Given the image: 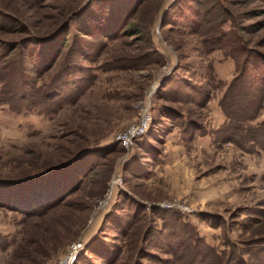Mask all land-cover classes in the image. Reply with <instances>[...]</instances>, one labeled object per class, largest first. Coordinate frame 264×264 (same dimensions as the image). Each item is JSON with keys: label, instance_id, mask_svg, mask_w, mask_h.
Here are the masks:
<instances>
[{"label": "rangeland", "instance_id": "1", "mask_svg": "<svg viewBox=\"0 0 264 264\" xmlns=\"http://www.w3.org/2000/svg\"><path fill=\"white\" fill-rule=\"evenodd\" d=\"M222 3L225 17L215 0H0V65L17 73L10 44L70 25L63 52L74 47L75 70L55 106L0 103V264H62L77 244L72 264H189L196 238L264 264V152L219 130L237 62L231 42L203 43L229 17L224 29L264 53V0ZM60 62L38 85L57 81ZM21 79L11 78L15 99L31 89ZM146 107L148 131L118 144Z\"/></svg>", "mask_w": 264, "mask_h": 264}, {"label": "trees", "instance_id": "2", "mask_svg": "<svg viewBox=\"0 0 264 264\" xmlns=\"http://www.w3.org/2000/svg\"><path fill=\"white\" fill-rule=\"evenodd\" d=\"M222 1L215 0L216 6L214 7H218V13H223L222 16H224L226 8L223 7ZM256 14L254 13V15ZM224 17L218 23L208 25L203 39V43L208 47L209 52L224 48V43L229 44L231 42L233 48L227 49L226 54L237 62V73L228 84L219 102L226 116V121L219 130L226 135L225 140L227 142L237 144V147L246 153L264 152V120H258L264 108V53L247 48L242 35L239 33L240 31L237 30V35H230L231 31L224 29L226 22L230 19L229 17L224 19ZM204 23L201 21L199 25V27H202L201 30L204 29ZM255 25L257 26V24ZM199 27H197V30H199L197 32L203 34ZM0 28H2V24H0ZM120 31L115 30L116 33L112 36H118ZM69 34L70 25H65V27L49 36L28 35L21 40L14 41V44H10L7 56L13 55L21 66L17 73L15 71L11 73L9 70L10 61L0 65V81L4 84L0 92V103L8 104L12 110L17 112H23V110H30V108L38 106H45V108L55 106L53 102L60 96V88L64 85L63 82H66L68 77L73 76L75 71L68 60V56L74 47L72 45L69 47L68 45L69 49L63 52L65 47H67ZM261 41L264 43V38ZM53 45L58 47L52 53L50 52L51 54L43 53ZM29 46H32V48L30 49ZM38 47L43 51L38 52V55H36ZM29 56L33 60L32 71L35 72L37 78H41L44 73L51 70L56 62L61 59L58 72L61 73L62 78L60 76L57 81L54 80L50 84L38 85L36 77L30 82L31 77L28 75V68L24 66L25 59ZM34 57L37 60H34ZM18 75L22 79H26L25 86L31 85V89H26V92L19 94L17 99H15L16 97L12 96L13 90L10 83L11 78L21 79ZM209 97L210 93L207 94V99H204L203 103H201L202 106L207 105ZM42 109L45 112V109ZM196 239L194 240L195 244L192 243L194 251L192 250L189 264H263L257 258L256 263L250 261V259H254L250 251H247V253L243 252L244 256L249 253L250 259H244L238 252L223 256L217 254L203 240ZM170 253L174 254L176 252ZM175 257L176 259L173 262L169 259H163L161 263L169 264L170 261V263L172 262L171 264H184L182 255H176Z\"/></svg>", "mask_w": 264, "mask_h": 264}, {"label": "built area", "instance_id": "3", "mask_svg": "<svg viewBox=\"0 0 264 264\" xmlns=\"http://www.w3.org/2000/svg\"><path fill=\"white\" fill-rule=\"evenodd\" d=\"M152 122V115L148 107L144 108L141 112L139 121L133 123L127 129L120 132L117 137L116 141L123 147H130L131 144L142 137L149 129ZM170 206V205H167ZM81 244L74 245L72 250V255L66 257L62 264H72V261L76 258V254L79 251Z\"/></svg>", "mask_w": 264, "mask_h": 264}]
</instances>
